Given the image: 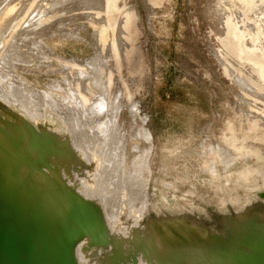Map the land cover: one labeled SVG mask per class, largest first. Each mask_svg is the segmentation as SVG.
<instances>
[{"label":"rangeland","instance_id":"374dc122","mask_svg":"<svg viewBox=\"0 0 264 264\" xmlns=\"http://www.w3.org/2000/svg\"><path fill=\"white\" fill-rule=\"evenodd\" d=\"M11 115L68 142L66 183L156 246L138 264H225V223L264 230V0H0Z\"/></svg>","mask_w":264,"mask_h":264},{"label":"water","instance_id":"95a60500","mask_svg":"<svg viewBox=\"0 0 264 264\" xmlns=\"http://www.w3.org/2000/svg\"><path fill=\"white\" fill-rule=\"evenodd\" d=\"M11 116L0 117V264H80L79 252L100 254L103 264L152 261L153 243L124 241L102 205L66 183L60 166L69 171L76 160L68 142ZM225 228L216 262L264 264V230L256 219H231ZM168 251L179 259L177 250Z\"/></svg>","mask_w":264,"mask_h":264},{"label":"bare ground","instance_id":"6f19581e","mask_svg":"<svg viewBox=\"0 0 264 264\" xmlns=\"http://www.w3.org/2000/svg\"><path fill=\"white\" fill-rule=\"evenodd\" d=\"M31 113H29V115H30ZM30 117H31V115H30ZM32 118V117H31Z\"/></svg>","mask_w":264,"mask_h":264}]
</instances>
